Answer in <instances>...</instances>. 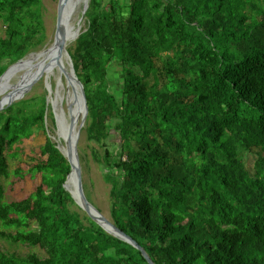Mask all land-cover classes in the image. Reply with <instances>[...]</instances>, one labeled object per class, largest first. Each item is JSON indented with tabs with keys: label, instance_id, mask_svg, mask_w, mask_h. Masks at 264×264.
Returning a JSON list of instances; mask_svg holds the SVG:
<instances>
[{
	"label": "trees",
	"instance_id": "1",
	"mask_svg": "<svg viewBox=\"0 0 264 264\" xmlns=\"http://www.w3.org/2000/svg\"><path fill=\"white\" fill-rule=\"evenodd\" d=\"M0 23L1 76L44 46L42 0H0ZM67 50L82 131L103 150L108 220L154 264H264V0H91ZM31 91L0 111V238L44 255L0 249V264H148L71 209L52 107ZM37 133L40 185L7 202L1 179Z\"/></svg>",
	"mask_w": 264,
	"mask_h": 264
},
{
	"label": "water",
	"instance_id": "2",
	"mask_svg": "<svg viewBox=\"0 0 264 264\" xmlns=\"http://www.w3.org/2000/svg\"><path fill=\"white\" fill-rule=\"evenodd\" d=\"M91 0H58L54 38L51 45L38 52H31L24 58L10 65L0 76V111L11 106L31 91L32 87L43 77L46 70L57 69L58 79L54 90L47 84V104L51 105L55 121L56 135L62 139V146L57 144L58 150L66 158L70 173L63 188L71 195L79 208L106 233L122 240L142 252L148 264H154L147 253L129 236L115 227L101 212L89 202L83 190V177L78 152V142L82 128L88 116V105L83 84L78 79L71 56L67 50L68 44L75 41L82 30L86 12ZM45 54L43 61L39 59ZM21 67V68H19ZM23 69V74L16 78V71ZM38 69L35 73H27ZM16 78L14 84L11 80ZM47 79L46 76L43 77ZM64 81L67 95L59 96V90ZM66 106V114L60 109L62 103ZM62 136V137H61ZM72 178L73 190L69 189L68 182Z\"/></svg>",
	"mask_w": 264,
	"mask_h": 264
},
{
	"label": "rangeland",
	"instance_id": "3",
	"mask_svg": "<svg viewBox=\"0 0 264 264\" xmlns=\"http://www.w3.org/2000/svg\"><path fill=\"white\" fill-rule=\"evenodd\" d=\"M43 2V21L45 27V44L42 49L49 47L54 38L55 32V22H56V9L58 0H42ZM85 27V20L82 24V29ZM5 33V26L0 23V35L2 36ZM75 41H72L68 44V47L73 46ZM67 47V48H68ZM36 51V52H38ZM56 74L52 78L44 79L43 77L46 74H43L41 80H39L33 87L32 93L42 94L45 93L47 96L46 86L47 84L51 87L52 84L54 87L57 84L58 73L54 70ZM117 77V76H115ZM16 78L11 80V83L14 84ZM64 86L63 89L59 90V96L61 98L66 97L67 90L65 88L64 81L62 82ZM3 94L1 97H3ZM57 109H62L66 114V106L64 102L62 103L61 108L59 104ZM49 127V126H48ZM51 140L59 145H62V141L56 135L55 128L49 129L48 132ZM46 137L42 133H37L32 139H25L20 146V155L16 159H11L9 161V170L10 176L8 178L1 179L2 186L4 188V197L7 202L19 201L28 197L39 185H40V174H31L28 170L40 160V147L44 144ZM94 149L98 150L97 158L94 157ZM78 152L82 154L83 161L81 162L82 167V177L83 182L86 184L87 192L89 194V200L91 204L96 207L103 216L109 219V191L110 186L105 182L100 163L97 159L102 154L103 150L98 148L97 145L89 141L87 134L82 131L79 142H78ZM256 160V157L245 153L243 156V161L246 168L252 172L253 164ZM17 170H20L19 174ZM73 210L79 211L81 214L84 212L79 208L75 203ZM0 249L8 252L14 253L20 256H26L32 252L43 256L44 250L39 247H30L26 244H17L0 238Z\"/></svg>",
	"mask_w": 264,
	"mask_h": 264
},
{
	"label": "bare ground",
	"instance_id": "4",
	"mask_svg": "<svg viewBox=\"0 0 264 264\" xmlns=\"http://www.w3.org/2000/svg\"><path fill=\"white\" fill-rule=\"evenodd\" d=\"M44 58H45V54H43L39 60H40V61H43ZM19 68H21V67H19ZM19 68H17L18 71H16V78H17L19 75L23 74V72H22L23 69H19ZM54 70L57 71V69L54 68V69H52V70H46V71H44L43 74H46L45 76L47 77V79L52 78L53 76L56 75V74L54 73ZM36 71H38V69H32V71H27V73H29V74L32 73V74H33V73H35ZM63 87H64V86L62 85L61 88L63 89ZM3 94H5V92L1 93L0 96H2ZM61 137H62V136H61ZM59 140L62 141L61 138H60ZM61 146H62V145H61ZM72 181H73L72 178H70V179H69V182H68V185H70L71 190H73V185L71 184Z\"/></svg>",
	"mask_w": 264,
	"mask_h": 264
},
{
	"label": "clouds",
	"instance_id": "5",
	"mask_svg": "<svg viewBox=\"0 0 264 264\" xmlns=\"http://www.w3.org/2000/svg\"><path fill=\"white\" fill-rule=\"evenodd\" d=\"M82 31V30H81ZM76 41V40H75ZM55 88V87H54Z\"/></svg>",
	"mask_w": 264,
	"mask_h": 264
}]
</instances>
